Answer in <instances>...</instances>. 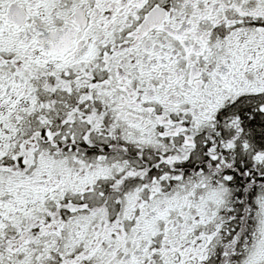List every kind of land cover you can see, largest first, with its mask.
I'll return each mask as SVG.
<instances>
[{"label":"snow or ice","instance_id":"obj_1","mask_svg":"<svg viewBox=\"0 0 264 264\" xmlns=\"http://www.w3.org/2000/svg\"><path fill=\"white\" fill-rule=\"evenodd\" d=\"M0 264H264V0H0Z\"/></svg>","mask_w":264,"mask_h":264}]
</instances>
